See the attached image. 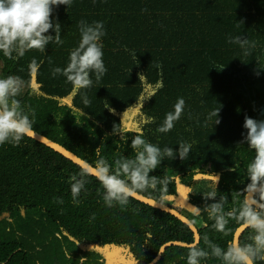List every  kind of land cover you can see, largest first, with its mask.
Instances as JSON below:
<instances>
[{
    "label": "trees",
    "instance_id": "obj_1",
    "mask_svg": "<svg viewBox=\"0 0 264 264\" xmlns=\"http://www.w3.org/2000/svg\"><path fill=\"white\" fill-rule=\"evenodd\" d=\"M53 18L61 25L63 43H49L45 51L60 56L59 65L67 64L61 55L78 46L81 20L103 22L102 51L130 57H122L125 62L105 55L106 67L141 68L148 82H155L162 66L165 115L174 110L179 98L185 106L169 132L147 140L137 131L108 134L65 101L49 98L24 83L17 99L35 112L34 117L29 114L31 129L64 144L93 165L97 159L94 150L103 142L101 155L113 167L115 159L135 156L130 143L136 135L161 150H177L180 142L188 143L191 150L184 161L178 156L164 157L150 173L169 177L164 202L174 206L180 183L190 189L187 196L194 205L202 207V193L212 189L218 175L217 199L227 196L225 211L239 207L247 194L243 191L248 183L246 166L254 157L247 144H238L246 133L244 117L264 119V69L255 75L258 65L264 67V0H72L70 6L55 8ZM47 34L54 36L55 32ZM237 35L256 42L250 55H244L239 44L229 42ZM155 51L160 52V58ZM19 59L9 60L0 53V78L18 76L15 68ZM213 64L223 65L222 70ZM52 86L59 96L75 89L71 85L59 91ZM46 87L50 90L51 84ZM139 93L129 96L133 99ZM219 108L221 122L215 125L217 117L211 113ZM82 169L27 135L19 146L0 145V264L67 263L68 237L83 246L117 252L125 264H149L170 241H195L189 227L173 214L131 196L124 210L119 205L107 207L103 188L92 174L85 177L88 183L78 197L80 203L73 204L70 177ZM141 193L159 200V192L149 189ZM195 219L201 248L206 247L205 234L226 248L242 225L230 220L227 227L231 234L224 235L212 229L213 221L206 213L196 214ZM249 234L251 229H246L241 244L248 242ZM187 251L172 246L159 264H186ZM80 259H70V264H80ZM84 259L82 264H91ZM201 264L221 261L209 258Z\"/></svg>",
    "mask_w": 264,
    "mask_h": 264
},
{
    "label": "clouds",
    "instance_id": "obj_2",
    "mask_svg": "<svg viewBox=\"0 0 264 264\" xmlns=\"http://www.w3.org/2000/svg\"><path fill=\"white\" fill-rule=\"evenodd\" d=\"M71 2L72 0H0V53L11 60L22 58L27 51L33 49L44 52L46 46L52 42L61 45L63 43L61 25L58 20L54 23L53 12L61 5L70 6ZM239 22L243 24V20ZM50 30H54V36L47 34ZM79 31L80 41L78 46L70 51L67 66L53 68L52 75L53 77L63 75L74 88L86 89L93 84L91 78L93 73L98 82L107 72L101 43V38L105 35L104 25L103 22L88 24L81 20ZM229 42L239 44L244 50V55H250L251 50L256 47L255 41L240 35L230 38ZM38 66L37 60L33 58L29 64L30 72L34 73ZM212 66L217 70L223 68V65ZM260 69L264 67L258 65L256 76L260 75ZM24 83L15 75L0 78V145L9 143L14 147L19 146L32 128L29 114L34 117V110L22 106L17 99ZM83 103L85 105L90 103L86 95L83 97ZM184 106V99L179 98L173 106L174 110L165 115L157 131L169 132L174 127V122L180 119ZM219 112L220 108L211 113V116L217 117L215 125L221 122L218 118ZM243 128L246 133H242V139L238 144H247L254 152V157L246 166L248 183L243 191L254 195L250 199H244L239 207L225 211L228 198L219 195L217 199L219 176L215 175V185L210 191L202 193L203 206L191 205V208L197 215L206 213L208 219L213 221L212 229L224 235L231 234L232 230L227 227L230 220L243 224L247 229H251V234L247 237L248 242L241 244L239 240L233 239L227 243L226 248H222L205 234L203 236L205 248L199 246V240L188 245L186 264H201L202 260L209 258L218 259L221 264H257V262L264 264V119L258 120L245 115ZM102 145L103 142L94 150V155L97 157L95 168L85 167L78 175L74 174L70 177L73 204L80 203L78 197L82 190L86 191L85 185L88 180L85 177L89 174H94L102 186V199L109 208L119 205L124 210L127 208L131 193L145 192L149 189L159 192V200L164 202L167 199L169 177L161 178L150 173L157 169L164 157L175 159L178 156L184 161L191 150V145L185 142H180L177 150L172 147L161 150L158 146L147 142L142 135H136L130 143L135 156L117 158L113 167L101 155ZM231 170L235 171V169ZM91 218L95 219V214ZM181 259L185 257L182 256Z\"/></svg>",
    "mask_w": 264,
    "mask_h": 264
},
{
    "label": "rangeland",
    "instance_id": "obj_3",
    "mask_svg": "<svg viewBox=\"0 0 264 264\" xmlns=\"http://www.w3.org/2000/svg\"><path fill=\"white\" fill-rule=\"evenodd\" d=\"M27 52H32V51H27ZM27 52L25 53L24 57L20 59L18 58L19 60L15 68V73L20 78H22V80H24L26 84H28L31 87L35 86L36 88H38L39 92L41 91L40 93L44 94L45 96H47L46 85L51 84V87H50L51 89L48 94L51 95L53 99L60 98L59 95L61 94L60 92L59 94L55 93L54 87L52 85L56 86L59 91L63 90L66 86H68V88H71V84L66 80V78L63 75H57L55 77H53L52 75L53 68L55 67L64 68L63 63H60L59 65L58 59L60 56H55L53 55L54 53L44 54L41 52L40 53L38 52L37 53L35 52L27 53ZM69 54L70 53H64V55H61V57H63V59L68 62ZM106 56H110L111 59L116 58V60L120 57V56L111 55V54L106 55ZM106 56L104 55L103 57V62L105 64V67L107 66L105 62ZM122 57L130 58L129 56L122 55L120 59L123 61L125 60ZM33 58L37 60L39 66H38V69L34 73H31L29 70V64ZM0 69H1V65H0ZM117 69H120V70H117ZM122 69L123 68L119 66L117 68H113V67L107 68V72L98 82L96 81L95 74L93 73L91 77L93 80L92 86L86 89L81 88L82 98L86 95L88 99L93 98L97 100L99 98V92L102 90L101 88L103 87V85L106 84V82H110L108 83L109 85L107 86V88L109 89L108 93L116 99L117 103H120L121 107L125 108L128 105L127 101L129 99V95L130 94L132 95L134 92H137L138 90H140V93H139L140 99H138V101L145 102L146 100H148L151 92L149 90V83H147L144 73L141 72L143 71V69L140 68L141 70L140 69L137 70L136 67H130V71L126 70L127 68H124L123 71ZM41 80H44L47 82L42 83ZM76 91L79 92L80 89L75 88V93L76 95H78V92ZM69 96L70 94L68 93L66 94L65 97L68 98ZM63 101H66L68 105H70L71 103L70 99H65ZM82 103H83V100H82ZM95 105H96L95 109L98 111L99 115H102L105 111L104 107L102 106V102L96 101ZM146 105L147 104L145 103H141V104L132 103L130 111L131 112L133 110L136 111L137 107L141 109L147 108ZM159 105L161 107V103H159ZM84 106H85V109L83 110H90V107H87V105L85 104ZM132 113H135V112H132ZM146 116H149L150 118H156L150 115H146ZM98 118L100 117L98 116ZM105 124L106 122H103L102 124V127L104 129H105L104 127ZM131 128H132V125H130L128 129H131ZM107 132H111V131L107 130ZM146 139H149V138L146 137ZM178 191H179V197L174 199L173 205L176 208H178L181 212L189 216L192 220H194V222H196V219H195L196 213L191 208V205H194V203L187 196L190 189L187 186H184L178 183ZM65 241H66L65 243L66 252H67V256L69 259H67L66 260L67 263H64V264H70L71 263L70 259L79 260V258H81L80 264H82L85 261L84 258L88 259V262H90L91 264H125L124 262L125 258H123L117 252L105 250L104 248H101V247L99 248L96 246H90V247L83 246L79 244L77 241H75L74 239L69 238V237L66 238Z\"/></svg>",
    "mask_w": 264,
    "mask_h": 264
},
{
    "label": "crops",
    "instance_id": "obj_4",
    "mask_svg": "<svg viewBox=\"0 0 264 264\" xmlns=\"http://www.w3.org/2000/svg\"><path fill=\"white\" fill-rule=\"evenodd\" d=\"M107 52L108 51H103V54L107 55ZM110 53L112 52H108V54ZM154 53L158 55L159 58L161 57L159 51H155ZM46 54L48 53L46 52ZM66 66L67 65L64 64V67ZM160 68H161L159 71L160 78L158 77V79H156L155 82L152 81L148 82V80L146 79L147 83H149V90L151 93L149 95L148 100H146L145 102L138 101V99H140L139 98L140 95H137V97H134L133 99H131L129 96V99L127 101L128 105L125 108L121 107L120 103H117L116 99L112 95L108 94L106 85H103V87L101 88L102 90L100 92V97L98 100H94L93 98L89 99L90 103L87 105V107H90V110H83L85 109V106L84 103H82L83 98L81 95V89L79 92L76 91L78 92V95H76L75 89H73L71 92H69L70 96L68 98L65 97L66 95H63L57 99H61V100L70 99L71 100L70 105L72 107H74L76 110H78L87 118L95 120V123L97 125H100L101 130L105 131L108 134L124 133L129 130L136 129L137 132L142 133L144 136L152 140L153 138L159 135L160 132L157 131V128L161 126L165 118V110H164L165 83L163 77V68L162 66ZM49 91H50L49 89H46L47 97L52 98V96L48 94ZM96 101L102 102V106L104 107L105 110L102 115H99L98 111L95 109ZM132 103H139V104L145 103L147 104L146 105L147 108L141 109L137 107L136 111L134 110L132 111L135 113H132L130 111ZM159 103H161V107ZM97 115L100 118H98ZM146 115H150L156 118H150L149 116ZM103 122H106V124L104 125L105 129L102 127ZM137 123H138V127H137ZM130 125H132V128L128 129ZM107 130L111 132H107Z\"/></svg>",
    "mask_w": 264,
    "mask_h": 264
},
{
    "label": "water",
    "instance_id": "obj_5",
    "mask_svg": "<svg viewBox=\"0 0 264 264\" xmlns=\"http://www.w3.org/2000/svg\"><path fill=\"white\" fill-rule=\"evenodd\" d=\"M32 87L37 90V88L35 86H32ZM129 131H136V129L135 130H129ZM126 133L127 132H125V134ZM27 136L30 137L31 139L45 145L46 147L52 148L53 150L57 151L58 153L63 154L67 158L74 161L76 164L80 165L82 168H85V167H90L93 169L95 168V165H93L91 162H89L88 160H86L85 158H83L82 156L77 154L75 151L69 149L64 144H59V143L53 141L52 139L36 132L33 129L30 130V133ZM92 175H94V174H92ZM253 195H254L253 193H247L245 196V199L246 198L250 199V198H252ZM130 196L141 201V202H144L150 206L162 209L164 211H167V212L173 214L175 217H177L179 220H181L182 223H184L186 226H188L189 229L193 232L194 237H195V241L193 243H195L197 240H199V243H200L201 236H200V232L198 230V227L196 226V224L193 223V220L189 216H187L186 214L181 212L178 208H176L175 206H172L166 202H161L158 199L149 197V196H147L141 192H138V191L131 193ZM246 229L247 228L242 224L237 229L233 239H237L241 243L243 233ZM190 244H192V243H190ZM190 244L182 242V241H170L161 247V249L159 251V253H160L159 259H157L158 255H156V257L149 264H159L161 262V260L163 259L166 251L169 248H171L172 246H180V247L188 248V245H190Z\"/></svg>",
    "mask_w": 264,
    "mask_h": 264
}]
</instances>
